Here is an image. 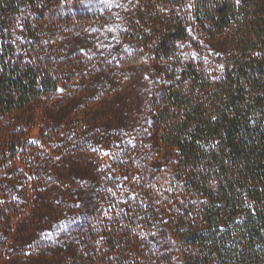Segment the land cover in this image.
<instances>
[{"label":"trees","instance_id":"obj_1","mask_svg":"<svg viewBox=\"0 0 264 264\" xmlns=\"http://www.w3.org/2000/svg\"><path fill=\"white\" fill-rule=\"evenodd\" d=\"M0 264H264V0H0Z\"/></svg>","mask_w":264,"mask_h":264}]
</instances>
